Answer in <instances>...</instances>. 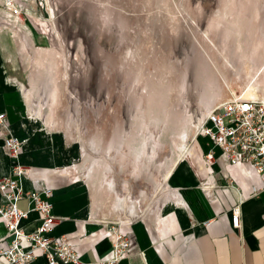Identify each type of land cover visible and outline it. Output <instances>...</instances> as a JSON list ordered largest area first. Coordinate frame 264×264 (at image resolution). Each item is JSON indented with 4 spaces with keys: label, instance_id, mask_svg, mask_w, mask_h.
Masks as SVG:
<instances>
[{
    "label": "rangeland",
    "instance_id": "rangeland-1",
    "mask_svg": "<svg viewBox=\"0 0 264 264\" xmlns=\"http://www.w3.org/2000/svg\"><path fill=\"white\" fill-rule=\"evenodd\" d=\"M263 41L264 0H0V92L19 89L30 127L17 139L0 112V136L18 151L35 138L111 199L157 212L172 138L249 87L264 101Z\"/></svg>",
    "mask_w": 264,
    "mask_h": 264
},
{
    "label": "crops",
    "instance_id": "crops-1",
    "mask_svg": "<svg viewBox=\"0 0 264 264\" xmlns=\"http://www.w3.org/2000/svg\"><path fill=\"white\" fill-rule=\"evenodd\" d=\"M223 37L225 42L231 41L225 31ZM263 59L264 41L256 43L251 65H259ZM238 63L245 65L241 59ZM232 75L247 74L240 70ZM25 109L19 89L2 88L0 112L6 113L13 136L20 140L30 132V127L20 125ZM189 133L172 138L176 153L159 190L160 210L154 213L139 215L135 206L111 199L105 183H89L66 160L58 159L61 153H51L52 157L43 148V154L37 151L35 138L23 143L12 157L0 136V179L11 177L12 166L20 164L29 168L22 180L24 192L51 189V211L63 218L49 235H65L81 263L112 259L114 237L120 234L128 244L113 264H264V191L253 195V188L262 186L261 176L251 163H230L218 148H214V163L207 164L203 156L209 149V138ZM5 202L0 195V203ZM17 205L28 209L26 199ZM236 205L240 208L237 228L231 215ZM37 218L38 212L30 211L20 222L23 230L33 231ZM5 234L0 217V237ZM10 240L0 242V248ZM35 255L26 264H44L39 250Z\"/></svg>",
    "mask_w": 264,
    "mask_h": 264
},
{
    "label": "built area",
    "instance_id": "built-area-1",
    "mask_svg": "<svg viewBox=\"0 0 264 264\" xmlns=\"http://www.w3.org/2000/svg\"><path fill=\"white\" fill-rule=\"evenodd\" d=\"M5 115L0 113V125H4ZM198 134L209 138V149L204 154L207 164L214 163V148L230 163H251L261 176L262 186L253 188V195L264 191V101L242 97V94L231 96L207 112L201 122ZM5 147L16 157L19 142L10 136L4 140ZM29 168L20 164L12 166L11 177L0 179V195L5 203H0V217L4 221L6 234L0 242L11 238L5 248H0V264H26L36 258L39 250L45 258L44 264H113L120 259L127 247V239L115 234L113 242L114 256L107 261L81 263L78 253L68 243L65 235L50 236L53 226L63 217L54 215L52 203L48 200L51 189L40 191L34 188L24 192L22 180L28 176ZM44 194L45 197H42ZM26 199L28 209L18 208L17 202ZM32 210L38 212L37 224L33 231L25 232L20 225L23 218ZM240 208L234 206L231 211L232 225L240 226Z\"/></svg>",
    "mask_w": 264,
    "mask_h": 264
},
{
    "label": "bare ground",
    "instance_id": "bare-ground-1",
    "mask_svg": "<svg viewBox=\"0 0 264 264\" xmlns=\"http://www.w3.org/2000/svg\"><path fill=\"white\" fill-rule=\"evenodd\" d=\"M258 77V76H257ZM258 83H259V81H257ZM261 87V86H260ZM256 95V94H255ZM260 95H262V94H260ZM245 98H251V97H254V91H253V89H250V87L249 88H247L246 89V91L244 92V95H243Z\"/></svg>",
    "mask_w": 264,
    "mask_h": 264
}]
</instances>
